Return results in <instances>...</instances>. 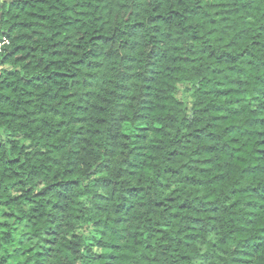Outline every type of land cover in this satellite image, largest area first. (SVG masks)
I'll return each instance as SVG.
<instances>
[{"label": "trees", "instance_id": "16d2710c", "mask_svg": "<svg viewBox=\"0 0 264 264\" xmlns=\"http://www.w3.org/2000/svg\"><path fill=\"white\" fill-rule=\"evenodd\" d=\"M0 264H264V0H0Z\"/></svg>", "mask_w": 264, "mask_h": 264}, {"label": "built area", "instance_id": "2783aa9c", "mask_svg": "<svg viewBox=\"0 0 264 264\" xmlns=\"http://www.w3.org/2000/svg\"><path fill=\"white\" fill-rule=\"evenodd\" d=\"M9 44V41L6 38L0 39V55L3 53L4 48Z\"/></svg>", "mask_w": 264, "mask_h": 264}]
</instances>
